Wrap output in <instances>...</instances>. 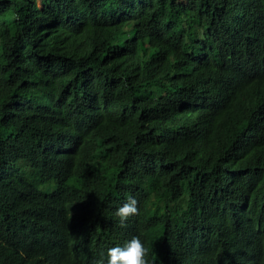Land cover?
Here are the masks:
<instances>
[{"label": "trees", "instance_id": "1", "mask_svg": "<svg viewBox=\"0 0 264 264\" xmlns=\"http://www.w3.org/2000/svg\"><path fill=\"white\" fill-rule=\"evenodd\" d=\"M133 236L264 264V0H0V264Z\"/></svg>", "mask_w": 264, "mask_h": 264}, {"label": "clouds", "instance_id": "2", "mask_svg": "<svg viewBox=\"0 0 264 264\" xmlns=\"http://www.w3.org/2000/svg\"><path fill=\"white\" fill-rule=\"evenodd\" d=\"M138 202L130 196L115 212L120 220V226L132 216L138 215ZM149 250L145 247L139 236H133L124 246H115L107 250L106 264H149L147 259ZM103 264V262H102Z\"/></svg>", "mask_w": 264, "mask_h": 264}, {"label": "bare ground", "instance_id": "3", "mask_svg": "<svg viewBox=\"0 0 264 264\" xmlns=\"http://www.w3.org/2000/svg\"><path fill=\"white\" fill-rule=\"evenodd\" d=\"M39 236V235H38ZM20 263V262H19Z\"/></svg>", "mask_w": 264, "mask_h": 264}]
</instances>
